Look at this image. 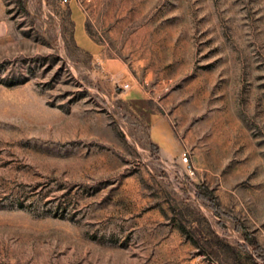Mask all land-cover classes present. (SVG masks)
<instances>
[{"label": "rangeland", "instance_id": "1", "mask_svg": "<svg viewBox=\"0 0 264 264\" xmlns=\"http://www.w3.org/2000/svg\"><path fill=\"white\" fill-rule=\"evenodd\" d=\"M0 264H264V0H0Z\"/></svg>", "mask_w": 264, "mask_h": 264}, {"label": "built area", "instance_id": "2", "mask_svg": "<svg viewBox=\"0 0 264 264\" xmlns=\"http://www.w3.org/2000/svg\"><path fill=\"white\" fill-rule=\"evenodd\" d=\"M186 155L184 153H181L179 156V163L182 164L183 166H186Z\"/></svg>", "mask_w": 264, "mask_h": 264}, {"label": "trees", "instance_id": "3", "mask_svg": "<svg viewBox=\"0 0 264 264\" xmlns=\"http://www.w3.org/2000/svg\"><path fill=\"white\" fill-rule=\"evenodd\" d=\"M206 198H207V200L209 201L210 206L214 208V205H213V203L210 201V199H209L208 197H206ZM179 228H181V230H183V227H182L181 225H180Z\"/></svg>", "mask_w": 264, "mask_h": 264}]
</instances>
